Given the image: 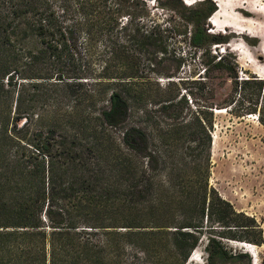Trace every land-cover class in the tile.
I'll use <instances>...</instances> for the list:
<instances>
[{"label":"trees","instance_id":"1","mask_svg":"<svg viewBox=\"0 0 264 264\" xmlns=\"http://www.w3.org/2000/svg\"><path fill=\"white\" fill-rule=\"evenodd\" d=\"M149 7L0 0V239L29 230L166 234L170 264H186L204 238L207 264H255L227 241L264 245L262 223L211 185V169L217 110L264 127V77L239 75L232 52L213 53L228 42L208 30L213 0L189 7L183 25L148 23ZM173 37L189 53L171 51ZM188 56L210 82L226 73L231 90L205 87L202 105L156 95L158 79L179 74ZM124 252L93 264H148L137 247Z\"/></svg>","mask_w":264,"mask_h":264},{"label":"rangeland","instance_id":"2","mask_svg":"<svg viewBox=\"0 0 264 264\" xmlns=\"http://www.w3.org/2000/svg\"><path fill=\"white\" fill-rule=\"evenodd\" d=\"M147 1L151 11L148 23L171 26L183 25L182 15H190L189 7L196 6L201 0ZM213 1L217 10L207 19L208 30L228 39L226 43L214 45L213 53L232 52L238 59L239 75L250 72L264 77V0ZM217 11L220 13L216 15L215 23H211ZM169 43L171 51L175 49L184 55L190 51L188 41L183 38L173 37ZM170 63L178 65L173 59ZM180 65L179 74L159 78L163 87L154 88L158 96L162 90L170 95L179 94L175 105H202L205 87L212 88L217 94L232 88L231 78L226 73H217L211 82L205 79L204 65L198 56H188ZM183 79L191 81L189 88L182 84ZM189 89L195 93L193 103ZM151 105L158 104H149V107ZM211 185L236 209L255 216L264 229V127L256 116L236 117L226 111H216ZM166 243V234L148 237L133 234L127 238L105 231H17L0 239V264H93L99 256L113 257L121 250L133 255L136 247L145 259L143 263H174L177 261L174 254L162 246ZM227 243L233 250L251 253L246 247L249 243L232 240ZM205 247L206 238L193 250L186 264H207ZM255 247V264H264V245ZM128 254H123L120 261H131Z\"/></svg>","mask_w":264,"mask_h":264},{"label":"bare ground","instance_id":"3","mask_svg":"<svg viewBox=\"0 0 264 264\" xmlns=\"http://www.w3.org/2000/svg\"><path fill=\"white\" fill-rule=\"evenodd\" d=\"M221 5L222 4H220L219 6L221 7ZM218 13H220V12H216L215 13V17H214V19H211V23H215V20H216V15L218 14ZM217 23V22H216ZM219 111H225V110H217V112H219ZM246 247L248 248L247 250L248 251H250L252 254H253V256L255 257L256 256V253H255V250H256V247L255 246H253V245H249V244H246Z\"/></svg>","mask_w":264,"mask_h":264}]
</instances>
